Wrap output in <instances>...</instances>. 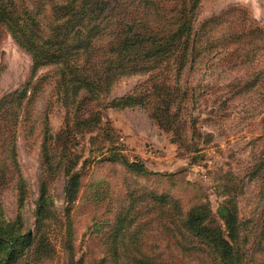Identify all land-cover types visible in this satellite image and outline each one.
Segmentation results:
<instances>
[{"label":"rangeland","instance_id":"obj_1","mask_svg":"<svg viewBox=\"0 0 264 264\" xmlns=\"http://www.w3.org/2000/svg\"><path fill=\"white\" fill-rule=\"evenodd\" d=\"M192 3L198 6L194 31L232 7L241 12L236 22L248 17L264 31V0ZM209 35L199 36L203 53ZM217 51L212 48L183 71L180 81L192 90L169 115L165 98L156 96L134 107L101 109L149 84V74L122 76L107 97L91 105V113L78 114L58 97L56 70L46 66L33 74L31 56L0 29V101L15 90L42 88L20 113L16 147L7 142L0 148V241L16 232L31 235L10 264L104 263L109 243L122 236L126 242L142 238L148 209L163 194L183 198L190 207L202 204L225 236L222 217L227 208L235 209L243 264H264V180L256 173L264 162V52L231 62L230 55ZM258 72L261 77L251 75ZM47 133L52 137L46 140ZM63 153L66 158L59 160ZM134 163L138 166L128 167ZM75 175L79 184L72 193L67 184ZM42 187L48 215L38 230ZM157 235L153 243L159 242ZM6 261L7 249L0 243V264Z\"/></svg>","mask_w":264,"mask_h":264},{"label":"trees","instance_id":"obj_2","mask_svg":"<svg viewBox=\"0 0 264 264\" xmlns=\"http://www.w3.org/2000/svg\"><path fill=\"white\" fill-rule=\"evenodd\" d=\"M192 1L0 0V29L10 33L31 56L33 74L37 75L46 66L56 70L58 97L67 106L72 105L78 114L91 113V105L107 97L122 76L149 74V84L138 86L133 94L113 100L101 109L134 107L156 96L166 99L162 104L169 115L170 107L181 105L192 90L179 77L197 60L209 56L212 48L230 55L231 62L240 61L243 56L255 57L258 50L264 52V31L248 17L244 23L236 22V13L241 12L235 7L207 20L199 31H194L191 21L198 6ZM49 14H53L54 20ZM207 33H210L209 48L203 53L199 36ZM243 39L249 44L246 49ZM251 75L261 77L259 72ZM31 89L15 90L0 101V148L7 142L16 147L13 142L18 134L20 113L30 95L33 97L42 88ZM43 127L48 132V121ZM50 137L49 133L44 136L46 140ZM65 158L63 153L59 160ZM13 162L16 164L14 159ZM137 166L128 164V167ZM256 173L258 180H264V162ZM78 184L79 177L75 175L68 181V191L76 192ZM173 196L163 194L157 198L159 204H151L146 215L149 221L143 223L147 232L143 231L142 238L126 242L122 236L124 241L109 243L104 263L99 264H210L211 261L243 264L238 240L241 223L235 209L227 208L222 217L228 229L225 236L222 226L212 225L211 216L202 204L190 207L183 198ZM48 201L42 187L36 209L38 230L47 219ZM116 232L118 236L120 229ZM154 232L158 234V243L152 241ZM30 239L29 233L16 232L0 241L1 247L7 249L6 264H10L16 250L23 251L20 245ZM148 239L150 247L146 244ZM38 247L49 250L41 242Z\"/></svg>","mask_w":264,"mask_h":264}]
</instances>
